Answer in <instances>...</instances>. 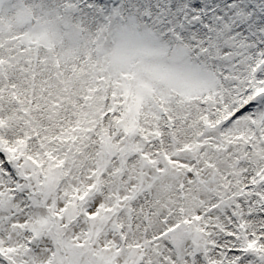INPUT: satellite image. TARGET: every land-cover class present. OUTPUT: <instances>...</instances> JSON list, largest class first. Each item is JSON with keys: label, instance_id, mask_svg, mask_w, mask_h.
I'll return each instance as SVG.
<instances>
[{"label": "snow or ice", "instance_id": "obj_1", "mask_svg": "<svg viewBox=\"0 0 264 264\" xmlns=\"http://www.w3.org/2000/svg\"><path fill=\"white\" fill-rule=\"evenodd\" d=\"M0 264H264V0H0Z\"/></svg>", "mask_w": 264, "mask_h": 264}]
</instances>
